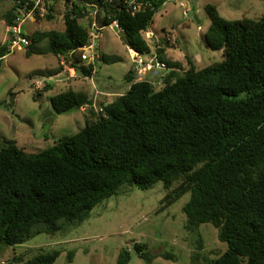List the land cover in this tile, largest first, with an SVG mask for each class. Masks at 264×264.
<instances>
[{
	"label": "trees",
	"instance_id": "obj_1",
	"mask_svg": "<svg viewBox=\"0 0 264 264\" xmlns=\"http://www.w3.org/2000/svg\"><path fill=\"white\" fill-rule=\"evenodd\" d=\"M18 1L11 0L2 15L8 42ZM58 1L48 7L46 20L53 19ZM147 1L149 8L132 14L118 3L64 0L63 31H35L30 40L48 41L54 57L90 78L95 64H83L80 49L90 40L93 21L88 27L79 22L96 11L99 29L115 23L125 47L149 54L142 33L168 0ZM205 11V41L210 50L222 51L220 63L196 70L187 59L181 74L168 63L171 71L158 90L147 80L133 81L131 70L129 89L101 104L100 114L92 111L91 97L68 89L49 103L58 114L90 108L77 134L36 154L0 142L1 245L22 243L38 224H79L124 185L149 189L162 182V208L190 194L185 229L210 223L227 244L217 259L195 253L192 264H264V16L227 21L214 5ZM156 51L163 62L162 51ZM7 55V44L0 46V62ZM50 89L46 84L45 91ZM58 255L40 253L24 264H54ZM128 258L122 253L117 264Z\"/></svg>",
	"mask_w": 264,
	"mask_h": 264
},
{
	"label": "rangeland",
	"instance_id": "obj_2",
	"mask_svg": "<svg viewBox=\"0 0 264 264\" xmlns=\"http://www.w3.org/2000/svg\"><path fill=\"white\" fill-rule=\"evenodd\" d=\"M214 1H166L149 27L155 38L150 40L149 35H143L150 53L137 54L136 59L149 62L152 54L157 53L156 49L163 55L159 48L163 41L165 46L176 48L181 57L178 61L182 60L185 68H179V74L189 67L187 59L196 70L220 63L222 51L210 50L205 41L210 23L205 5H218V2L213 4ZM222 1L225 5H218V11L227 21L257 20L264 16V0ZM10 2L0 0V46L8 42L9 29L2 15ZM64 12L65 3L60 0L55 4L52 20L38 17L25 21L21 32L29 40V46L7 53L0 62V142H14L30 154L42 152L60 139L77 134L90 118V108L86 107L56 113L49 103L50 97L68 89L84 93L95 103L92 111L99 114L101 104L127 91L130 83L126 75L135 66L134 57L122 43L120 30L115 31V25L99 29L95 19L97 12L93 10L79 22L88 27L89 21H93L96 26L91 33L96 35L97 42L88 52L97 55L98 60L90 78L67 67L62 57H54L49 52L48 41L37 44L30 40L35 31H63ZM164 33L167 37L171 35L168 41L172 43L164 42ZM166 47L167 52L172 51ZM102 58L106 61L102 62ZM138 80L139 77L133 79ZM46 84L51 86L48 91H45ZM161 87L162 84L155 89ZM165 196L162 182L149 189L124 185L117 194L92 208L79 224L64 221L38 224L22 243L0 244V264H24L40 253L52 251L59 252L54 264H117L122 253L129 256L124 264H192L195 253H199L201 259L215 260L227 250V244L220 241L218 230L212 224L203 223L194 231L185 229L183 208L190 194L162 208Z\"/></svg>",
	"mask_w": 264,
	"mask_h": 264
},
{
	"label": "built area",
	"instance_id": "obj_3",
	"mask_svg": "<svg viewBox=\"0 0 264 264\" xmlns=\"http://www.w3.org/2000/svg\"><path fill=\"white\" fill-rule=\"evenodd\" d=\"M104 3H118L122 5L128 12L132 14L141 12L150 7V3L147 0H100ZM22 2V3H21ZM19 4V15L16 19L17 24L11 28V39L7 43V53H11L14 50H19L24 47L29 46L30 42L26 37L22 36L21 26L27 20H33L38 17H44L49 13L48 7L53 4V0H20L17 2ZM115 24V23H114ZM116 26V25H115ZM96 28L95 23L92 24V29ZM149 33L147 34V32ZM149 35L147 38H155V35L150 31L146 30L142 33V36ZM95 40V41H94ZM96 43V35L90 34V40L88 44L80 49L82 51L81 59L83 61H88V63H95L98 60V56L92 53H89L88 50H91L93 43ZM157 50V49H156ZM134 70H139L140 68L147 67L154 70H169L164 62L158 60L157 53L152 54V59L149 62L144 63L140 59H136L138 53H134ZM87 63V64H88ZM86 108H83L85 110ZM91 109L95 110V103H93ZM99 114L103 113L102 107L98 109Z\"/></svg>",
	"mask_w": 264,
	"mask_h": 264
},
{
	"label": "crops",
	"instance_id": "obj_4",
	"mask_svg": "<svg viewBox=\"0 0 264 264\" xmlns=\"http://www.w3.org/2000/svg\"><path fill=\"white\" fill-rule=\"evenodd\" d=\"M218 2V5L221 4V6H224L225 2H223L222 0H216V2L214 1L213 4H217ZM207 5V4H206ZM205 5V6H206ZM218 5H215L216 6V9L218 11ZM219 13V11H218ZM220 15V14H219ZM115 24L111 25V26H114ZM114 30H115V27H114ZM116 31V30H115ZM165 33H167L166 31H164ZM164 33V34H165ZM170 35V34H168ZM164 39V42L165 43H172V42H169L168 40L171 39V35L167 37V35L165 34V37H163ZM95 41V40H94ZM97 41V40H96ZM159 41V40H158ZM161 42V40H160ZM162 45H160L159 48H161L163 50V55H162V59H163V62L167 65L168 63H171V64H174V70L175 71H178L179 72V68H185V66L182 64V60H179L178 61V57L179 59L181 58L179 54L176 53V48L174 49L172 46L170 45H166L168 46L169 48H171L172 51H169L167 52V47L165 46V44L161 43ZM172 45V44H171ZM127 48V47H126ZM129 50V49H128ZM165 50V51H164ZM130 51V54L132 57H134V55L132 53H134V51L132 50H129ZM134 60V58H133ZM187 61V60H186ZM179 63V64H178ZM168 67V65H167ZM169 68V67H168ZM133 69V68H132ZM183 70V69H182ZM186 70V69H185ZM134 73H133V77H139L140 80H147V78H152V79H149L147 81H149L150 83L153 84V86H159L160 84H162V79L163 77L168 74L171 69L169 68V71L167 70H154V69H150V68H147V67H143V68H140L139 70H133ZM130 85L128 86V89H129ZM127 89V90H128ZM105 91V90H104ZM100 93H103V94H107V93H104L102 91H100Z\"/></svg>",
	"mask_w": 264,
	"mask_h": 264
},
{
	"label": "water",
	"instance_id": "obj_5",
	"mask_svg": "<svg viewBox=\"0 0 264 264\" xmlns=\"http://www.w3.org/2000/svg\"><path fill=\"white\" fill-rule=\"evenodd\" d=\"M115 30H117V26H115Z\"/></svg>",
	"mask_w": 264,
	"mask_h": 264
}]
</instances>
